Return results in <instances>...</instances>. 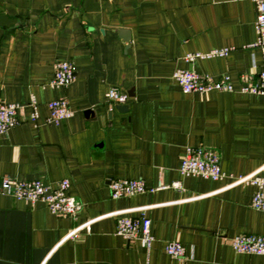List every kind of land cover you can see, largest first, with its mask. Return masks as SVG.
<instances>
[{"label":"crops","instance_id":"1","mask_svg":"<svg viewBox=\"0 0 264 264\" xmlns=\"http://www.w3.org/2000/svg\"><path fill=\"white\" fill-rule=\"evenodd\" d=\"M254 14L250 0H0V103L23 104L18 123L0 133V180L65 178L81 203L74 217L56 216L40 201L0 193V264H264V254L229 243L238 233L264 235V211L249 204L253 186L178 171L188 146L213 149L226 175L264 163V95L236 89L261 67L250 45ZM224 47L223 56L184 59ZM56 60L74 65L65 86L49 85ZM177 68L226 73L234 90L184 93L171 77ZM110 87L126 101L109 107ZM57 98L72 115L47 124L46 103ZM111 178L180 188L111 198ZM140 209L148 250L114 233L117 215ZM171 240L182 258L165 253Z\"/></svg>","mask_w":264,"mask_h":264},{"label":"built area","instance_id":"2","mask_svg":"<svg viewBox=\"0 0 264 264\" xmlns=\"http://www.w3.org/2000/svg\"><path fill=\"white\" fill-rule=\"evenodd\" d=\"M254 5V41L250 45L259 50L261 56V67L255 74L242 75L238 92L264 95V0H250ZM229 48L212 49L206 53L193 52L184 56L186 61H193L196 58L210 56H223L229 52ZM75 76V68L71 61L56 60L52 64V78L50 86H65ZM171 77L184 93H207L209 91L234 90L230 77L226 73L218 77H212L190 69H174ZM108 106L124 103L127 96L117 89L110 87L104 93ZM28 107V118L34 125L37 121L36 102L33 95L29 96L26 103ZM47 115L45 123L57 125L60 121L70 117L72 110L68 107L64 98L49 100L46 103ZM23 104L18 102L0 103V133L16 125L19 121V113ZM178 171L181 176H199L211 180L228 178L232 182L252 185L254 190L250 198V206L259 211H264V163L256 170L241 175H226L219 166L217 153L208 147L194 146L186 147L180 158ZM108 189L111 198H117L136 193L152 192L167 187L180 188L179 181H172L170 184L157 182L154 186H147L141 179L132 178H111L108 180ZM68 181L63 178L57 181L54 186L43 183L40 179H10L3 177L0 180V193L10 195L16 199H24L30 202L40 201L44 203L48 211L56 216L74 217L81 209V203L68 194ZM139 210L134 217L117 215L115 218L114 233L126 240H137L139 245L148 250L153 237L150 233V220ZM88 229V223L75 226L67 232V236L74 237L79 229ZM231 249L236 253L264 254V235L238 233L229 240ZM165 253L172 258H182L184 247L177 241H167L164 245Z\"/></svg>","mask_w":264,"mask_h":264},{"label":"rangeland","instance_id":"3","mask_svg":"<svg viewBox=\"0 0 264 264\" xmlns=\"http://www.w3.org/2000/svg\"><path fill=\"white\" fill-rule=\"evenodd\" d=\"M238 85H239V84H238ZM238 85H237V87H238ZM237 87H236V88H237Z\"/></svg>","mask_w":264,"mask_h":264}]
</instances>
